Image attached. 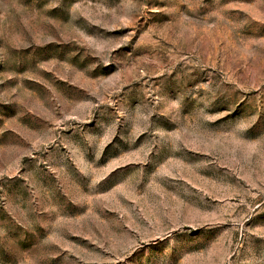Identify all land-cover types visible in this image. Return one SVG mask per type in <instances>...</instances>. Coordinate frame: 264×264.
<instances>
[{
  "label": "rangeland",
  "instance_id": "rangeland-1",
  "mask_svg": "<svg viewBox=\"0 0 264 264\" xmlns=\"http://www.w3.org/2000/svg\"><path fill=\"white\" fill-rule=\"evenodd\" d=\"M0 264H264V0H0Z\"/></svg>",
  "mask_w": 264,
  "mask_h": 264
}]
</instances>
